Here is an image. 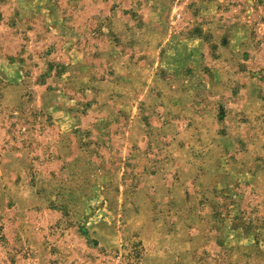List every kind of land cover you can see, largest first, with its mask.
I'll return each mask as SVG.
<instances>
[{"label":"rangeland","instance_id":"1","mask_svg":"<svg viewBox=\"0 0 264 264\" xmlns=\"http://www.w3.org/2000/svg\"><path fill=\"white\" fill-rule=\"evenodd\" d=\"M0 264H264V0H0Z\"/></svg>","mask_w":264,"mask_h":264}]
</instances>
